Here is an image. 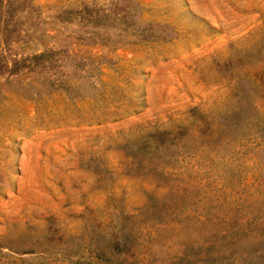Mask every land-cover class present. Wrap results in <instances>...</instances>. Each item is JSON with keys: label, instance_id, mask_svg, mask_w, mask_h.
Returning a JSON list of instances; mask_svg holds the SVG:
<instances>
[{"label": "rangeland", "instance_id": "374dc122", "mask_svg": "<svg viewBox=\"0 0 264 264\" xmlns=\"http://www.w3.org/2000/svg\"><path fill=\"white\" fill-rule=\"evenodd\" d=\"M18 18L5 58H46L0 75V264H85L112 226L123 264H264V0Z\"/></svg>", "mask_w": 264, "mask_h": 264}, {"label": "trees", "instance_id": "16d2710c", "mask_svg": "<svg viewBox=\"0 0 264 264\" xmlns=\"http://www.w3.org/2000/svg\"><path fill=\"white\" fill-rule=\"evenodd\" d=\"M29 7V0H0V75L14 73L24 67L25 61L42 62L46 58L44 53L32 54L29 57L6 59L3 49L10 42V36L16 34L19 27L18 15ZM27 66V65H26ZM163 134L156 133L155 140L161 139ZM94 254L83 261L85 264H123L125 253L129 247V235L124 229L112 226L107 242L100 246L97 241L92 242ZM76 251V249H75Z\"/></svg>", "mask_w": 264, "mask_h": 264}]
</instances>
